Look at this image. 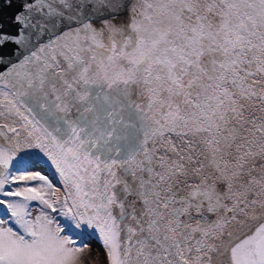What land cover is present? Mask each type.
Wrapping results in <instances>:
<instances>
[{"label":"snow or ice","instance_id":"6c2138e0","mask_svg":"<svg viewBox=\"0 0 264 264\" xmlns=\"http://www.w3.org/2000/svg\"><path fill=\"white\" fill-rule=\"evenodd\" d=\"M0 264H264V0H0Z\"/></svg>","mask_w":264,"mask_h":264}]
</instances>
